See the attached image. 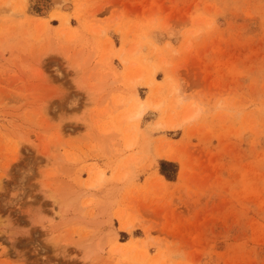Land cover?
<instances>
[{
	"label": "rangeland",
	"instance_id": "rangeland-1",
	"mask_svg": "<svg viewBox=\"0 0 264 264\" xmlns=\"http://www.w3.org/2000/svg\"><path fill=\"white\" fill-rule=\"evenodd\" d=\"M67 3L0 0V264H264V0Z\"/></svg>",
	"mask_w": 264,
	"mask_h": 264
},
{
	"label": "bare ground",
	"instance_id": "bare-ground-1",
	"mask_svg": "<svg viewBox=\"0 0 264 264\" xmlns=\"http://www.w3.org/2000/svg\"><path fill=\"white\" fill-rule=\"evenodd\" d=\"M49 1L51 3H53L54 6H55V8H53L54 10H53L51 16L52 17H56V18L57 17L63 18L61 16V11L69 6L68 3H67V0H49ZM64 20H65V23H67V17H65ZM144 108H145V104L144 103H138L136 111L133 112L131 115H128L127 117L128 118H131V117L139 118L141 116V114L143 113ZM154 108H157V105H154ZM188 119H190V118H188ZM158 126H165V125H158ZM169 127L171 128V127H173V125H170ZM121 228L123 230H129V226L126 225V224H123L121 226Z\"/></svg>",
	"mask_w": 264,
	"mask_h": 264
},
{
	"label": "trees",
	"instance_id": "trees-1",
	"mask_svg": "<svg viewBox=\"0 0 264 264\" xmlns=\"http://www.w3.org/2000/svg\"><path fill=\"white\" fill-rule=\"evenodd\" d=\"M161 164H162V166H163V165H168V164H166V163H164V162H162ZM162 173H163V172H162ZM163 174L166 176L167 179L170 180V178H169L165 173H163Z\"/></svg>",
	"mask_w": 264,
	"mask_h": 264
}]
</instances>
